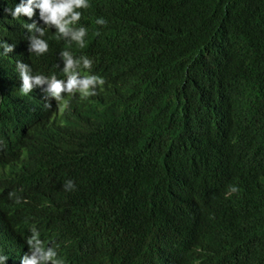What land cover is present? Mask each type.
<instances>
[{"label": "trees", "instance_id": "1", "mask_svg": "<svg viewBox=\"0 0 264 264\" xmlns=\"http://www.w3.org/2000/svg\"><path fill=\"white\" fill-rule=\"evenodd\" d=\"M16 1L0 172L28 194L0 197V264L31 255L33 226L65 264H264V0L107 6L85 55L105 90L64 128L13 94Z\"/></svg>", "mask_w": 264, "mask_h": 264}, {"label": "clouds", "instance_id": "2", "mask_svg": "<svg viewBox=\"0 0 264 264\" xmlns=\"http://www.w3.org/2000/svg\"><path fill=\"white\" fill-rule=\"evenodd\" d=\"M123 4L124 0H17L14 7L4 9L15 29L14 33L1 30V36L8 40L5 51L12 55V63L6 69L15 75L13 94L23 103L49 113L61 128L72 125L60 118L65 111L88 103L99 104L98 96L105 90L106 80L85 57L86 47L94 41L92 24H105L99 18L105 8ZM33 59L51 62V70L35 72ZM3 151L0 140V154ZM8 182L0 172V197L11 188L9 198L15 197V202L20 203L21 198L16 195L26 196L28 188L16 184L7 188ZM74 188V181L65 182V191ZM229 191L235 193L238 189L233 186ZM68 210L71 217L78 218L72 207ZM8 225L15 229L13 224ZM29 236L31 255H24L21 264H65L57 258L56 247L46 246L35 226Z\"/></svg>", "mask_w": 264, "mask_h": 264}]
</instances>
